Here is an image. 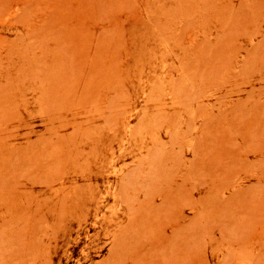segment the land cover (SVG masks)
<instances>
[{
	"label": "rangeland",
	"instance_id": "1",
	"mask_svg": "<svg viewBox=\"0 0 264 264\" xmlns=\"http://www.w3.org/2000/svg\"><path fill=\"white\" fill-rule=\"evenodd\" d=\"M0 264H264V0H0Z\"/></svg>",
	"mask_w": 264,
	"mask_h": 264
}]
</instances>
